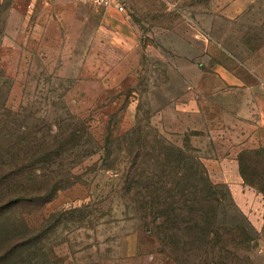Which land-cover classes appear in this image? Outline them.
<instances>
[{"label":"rangeland","instance_id":"rangeland-1","mask_svg":"<svg viewBox=\"0 0 264 264\" xmlns=\"http://www.w3.org/2000/svg\"><path fill=\"white\" fill-rule=\"evenodd\" d=\"M122 1L0 0V264H264V0Z\"/></svg>","mask_w":264,"mask_h":264},{"label":"crops","instance_id":"crops-1","mask_svg":"<svg viewBox=\"0 0 264 264\" xmlns=\"http://www.w3.org/2000/svg\"><path fill=\"white\" fill-rule=\"evenodd\" d=\"M206 36H207V34H206V31H204V29L203 30H199V31L198 30H195L193 32V37H194L195 40H198V39L200 40L201 37L206 38ZM236 79L238 81H240V79L238 77ZM235 86L236 87H232L233 89L226 90V92L223 91V93L224 94H231L234 97H236L237 99H239V97H240L239 95H240V92L241 91H246V90L250 89L245 83H242V82L237 83ZM263 88H264V86H263ZM227 91H229V92H227ZM253 93H254L253 94V98L255 97L254 95H256V94H258V95H260V97H263L264 98V90L263 89L260 90V91H258V92L254 91ZM251 107H252L251 110L253 112V115L256 116L255 111H254V107H256L257 109H258V107L256 105H253ZM238 116H239V113H238ZM261 120H262V124L261 125H262V127L264 129V115L262 116V119ZM262 148H264V147H262Z\"/></svg>","mask_w":264,"mask_h":264},{"label":"trees","instance_id":"trees-1","mask_svg":"<svg viewBox=\"0 0 264 264\" xmlns=\"http://www.w3.org/2000/svg\"><path fill=\"white\" fill-rule=\"evenodd\" d=\"M72 141H74V138H72ZM239 161H240V171H241L243 180L253 186L254 180H253V177H251V171H250L251 169L249 168V166H247L248 163H245V161H243L241 156L239 158ZM262 193L264 194L263 189H262ZM206 261H208L207 258H206ZM206 261L204 262V264H220L219 260L216 261V260L211 259L210 262H206Z\"/></svg>","mask_w":264,"mask_h":264},{"label":"built area","instance_id":"built-area-1","mask_svg":"<svg viewBox=\"0 0 264 264\" xmlns=\"http://www.w3.org/2000/svg\"><path fill=\"white\" fill-rule=\"evenodd\" d=\"M86 2H92L103 7H114L119 12L126 11V5L121 0H81Z\"/></svg>","mask_w":264,"mask_h":264}]
</instances>
